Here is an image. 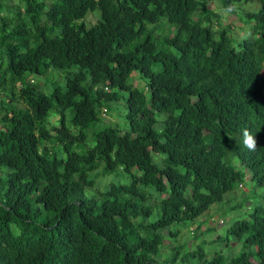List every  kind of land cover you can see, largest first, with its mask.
<instances>
[{
    "label": "trees",
    "instance_id": "1",
    "mask_svg": "<svg viewBox=\"0 0 264 264\" xmlns=\"http://www.w3.org/2000/svg\"><path fill=\"white\" fill-rule=\"evenodd\" d=\"M5 1L0 264H264V0ZM246 177L238 251L191 250Z\"/></svg>",
    "mask_w": 264,
    "mask_h": 264
},
{
    "label": "rangeland",
    "instance_id": "2",
    "mask_svg": "<svg viewBox=\"0 0 264 264\" xmlns=\"http://www.w3.org/2000/svg\"><path fill=\"white\" fill-rule=\"evenodd\" d=\"M7 4H11V5H15L17 4L18 6H20V8L23 6L22 4V1H19V0H6L5 1ZM244 10H256L258 8V5L252 1V2H247L245 4H242L241 5ZM215 11L217 12H220V14H222V20L225 21L226 23H232L231 26V31L230 33L232 35H235L237 37H240L242 36L244 33H245V30H244V26H242V24L239 22V20H237V18L235 16H231V15H228V14H225V12L220 9L219 7H214ZM3 11L0 13L2 14ZM94 13L98 14V11L95 10ZM229 17V21L228 19L226 20V18ZM96 21V16L93 15V14H88L86 17H85V25L87 27L91 26L94 22ZM135 73H132V76H133V84L134 85H140V82H138V80L136 79V77L134 76ZM36 82H38L39 84H41L42 82V79L41 78H36ZM121 119L118 117L117 114H114V115H109L107 116L106 118V121L107 122H121L120 121ZM49 121H51L54 125H58V122H57V116L55 114L51 115L49 117ZM234 163L237 165L238 162L236 160H234ZM109 180V176H106L104 177L103 179H101V181L99 182L100 184L104 183L105 181H108ZM241 187H244L246 188L245 192L241 194V190L240 188ZM251 188V182L249 180H244L242 185L240 187H236L233 191H231L230 193H226L223 195V198L220 202L218 203H214L212 204L208 209H209V214L210 216L205 218V222L207 223H202L200 224V228L197 230V236L194 239H190L187 237V235L183 234L182 236V239L185 240L187 242V246L188 247H191V250L195 249V246L197 244H199V242L202 240H207L203 243H201L200 245L202 246V248L204 250H207V258H210L212 255L213 252L215 251H219L221 253H231V252H235V251H238L239 247L237 245V243L235 244H229L227 246L225 245V242L222 241V240H216L214 242H212L210 244V240H213L214 238H216V236L219 235V233H222L224 231V229L235 219V218H240V217H244V214H243V211L244 210H240V211H237V212H234V210L230 211L229 210V207H232L236 204H240V202L242 203V206H247L249 203H248V199H246L247 197V189ZM260 189V188H258ZM264 190V188H263ZM236 192V193H235ZM230 198L228 201L227 199ZM231 198H236V200H232ZM207 209V211H208ZM204 215H206V213L204 214H201L200 216L197 217V219L194 220V224L191 225L192 229H194V225L195 222L199 219H201ZM209 218V219H208ZM207 220V221H206ZM203 221V219H201V222ZM200 222V223H201ZM185 223V222H184ZM210 225L213 227L211 228V234L207 236V233H205L204 231L206 230V225ZM180 232L181 233H188V226L187 225H184L183 227H181L180 229ZM209 240V242H208ZM167 241V239L164 240L163 244H165ZM208 242V243H207ZM233 247L236 249L234 250Z\"/></svg>",
    "mask_w": 264,
    "mask_h": 264
},
{
    "label": "clouds",
    "instance_id": "3",
    "mask_svg": "<svg viewBox=\"0 0 264 264\" xmlns=\"http://www.w3.org/2000/svg\"><path fill=\"white\" fill-rule=\"evenodd\" d=\"M228 18V21L230 20L229 17ZM220 21H221V24H224L226 23L225 21L222 20V17L220 18ZM104 111V110H103ZM243 136H244V144L245 146L249 149V150H255L257 148V141L256 139L247 131L245 130L244 133H243ZM244 180H249L247 177L244 179ZM240 205V206H239ZM250 205L248 204L247 206H242V204H238L237 207L231 209L230 211L234 210V212H237V211H240V210H244L243 211V214H244V217H240V218H235L234 220H237V219H247V210L249 209ZM206 216L203 217L202 219L205 220ZM233 220V221H234ZM201 222V220H200ZM192 229V227H191ZM224 231L222 233H219L218 236H221L223 235ZM231 244V243H230ZM234 244V243H232ZM238 247H239V244H237ZM234 248V247H233ZM235 249V248H234Z\"/></svg>",
    "mask_w": 264,
    "mask_h": 264
}]
</instances>
